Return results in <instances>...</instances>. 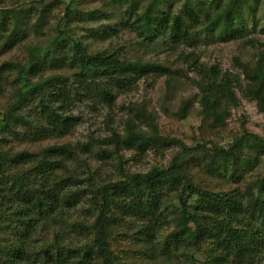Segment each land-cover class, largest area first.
I'll list each match as a JSON object with an SVG mask.
<instances>
[{
	"label": "rangeland",
	"instance_id": "374dc122",
	"mask_svg": "<svg viewBox=\"0 0 264 264\" xmlns=\"http://www.w3.org/2000/svg\"><path fill=\"white\" fill-rule=\"evenodd\" d=\"M185 2L0 0V24L6 30L11 32L17 26L15 11L22 13L18 36L0 52V65L24 63L31 46L41 47L30 65L32 71L19 79L15 66L10 85L0 92V152L11 158L6 161L9 175L21 177L31 186V194L51 202L42 219L24 222L19 211L30 205L29 201L18 191L6 197L0 209V258L14 259L13 264H44V255L55 258L66 246L75 249L92 240L94 235L77 224L94 222L100 203L96 189L108 180H122L120 166L132 174L168 168L180 152L190 150L180 157L178 165L193 181L191 188L201 189L202 195L231 193L244 202L249 186L264 179V146L256 141L258 137L264 142V112L244 75L246 66H254L264 57V0H247L237 6L229 0H191L184 11ZM150 5H154L155 14L169 15L165 24H157L155 38L145 34L143 24V13ZM179 14L184 21L178 27L175 20ZM3 32L0 27V35ZM75 43L95 56L151 61L158 69L144 76L124 74L123 86L108 77L95 79L90 68H82ZM212 66L229 74L237 98L227 105L225 119L217 124L203 112L198 87ZM52 76L57 78L46 81ZM22 86L26 99L7 122V109L18 100L17 88ZM51 98L56 107L65 102L68 114L75 117L76 125L66 135H50L40 118V102ZM132 103H145L151 124L143 120L136 123L147 138L157 137V142L146 143L142 149L112 140L114 132L126 135L125 121L135 115ZM237 142L240 147L233 149L232 157H223L219 150H231ZM64 145L69 148L51 149ZM12 178L0 177V184H15L17 188ZM178 181L183 185L182 179ZM177 193H167L161 203L171 209L180 206ZM188 199L198 197L190 193ZM119 214L117 218H122ZM134 220L127 216L123 224ZM244 222L242 227L261 226L258 220ZM115 230L118 235L113 244L121 264H167L157 252V244L146 253L143 243L141 249L132 246L138 242L135 233L126 234L123 227ZM19 248L22 255L17 253ZM177 256V264L206 261L201 252L196 259L182 252ZM94 258L95 254L90 264H100ZM227 264L238 263L231 259Z\"/></svg>",
	"mask_w": 264,
	"mask_h": 264
},
{
	"label": "trees",
	"instance_id": "16d2710c",
	"mask_svg": "<svg viewBox=\"0 0 264 264\" xmlns=\"http://www.w3.org/2000/svg\"><path fill=\"white\" fill-rule=\"evenodd\" d=\"M242 2H247V0H229L232 6H237ZM190 3L191 0H186L183 10H188ZM153 8L154 5H150L143 13V24L146 26L145 34L155 38L157 24L168 21L169 15L155 14ZM4 13L9 12L5 10ZM15 14L17 26L11 32L3 28V24H0L4 31L0 35V40L4 39V41H0V52L8 49L18 36V25L22 13L15 11ZM183 19L184 16L180 14L177 16L175 23L178 27L184 21ZM232 19L229 18L230 21ZM7 31L9 32L7 33ZM40 49L41 47L38 45L31 46L24 63L7 61L0 65V92L10 85L9 77L15 71V66L19 69V79H24L25 75L32 71L33 68L30 65L35 61L36 53ZM75 50L76 55H79L82 68H90L93 78L108 77L114 84L120 86L124 85L122 81L124 79H121L124 74L133 73L144 76L156 73L158 69L157 63L151 61L112 60L110 57L95 56L90 54L81 43H75ZM244 75L250 82L249 91L257 100L259 108L264 112V57H260L254 66H246ZM56 78L52 76L46 81ZM198 87L202 94L201 107L205 115L213 117L214 124L223 121L227 115V105L237 100L229 74L212 66L204 72ZM17 95L18 100L9 105L5 114L7 122H10L14 116L16 107L26 99L24 86L17 88ZM55 102L54 98L49 101L42 100L37 109H40V118L49 127V134L63 136L74 128L76 120L74 116L68 114V110L64 107L65 102L60 103L59 107H56ZM130 108L135 115L128 117L125 121L126 135L121 136L114 132L113 142L117 145L120 143L134 145L139 149H142L146 143L157 142L156 136L152 135L147 138L143 129L136 123L137 120H143L149 125L151 124V114L145 103H132ZM186 115L183 113L182 117L185 118ZM256 141L257 145L264 146V142L258 137ZM239 147L240 142H237L231 150L219 151L227 159V157H232L233 149ZM68 148L69 146L64 145L51 149L56 151ZM186 152H190V150L180 152L168 168H154L146 173H126L121 166L118 167V173L122 175V180H108L96 189V197L100 199V203L97 206L99 212L94 222L91 225L77 224L94 235L92 240L84 242L75 249L66 246V251L58 254L55 258H51L49 254V256L44 255L42 263L55 264L58 261L59 264H90V260L95 254L94 259L100 264H121L120 259L116 256L113 239L118 235L115 229L123 227L126 229V234L135 233L134 235H137L138 242L132 246L141 249L140 244L143 243L147 253L157 244V252L166 259L167 264H177L179 259L177 254L180 252L188 253L193 259H196V255L201 252L206 256L204 264H227L231 259L238 264H264V179L257 180L249 186L247 192L249 195H246L248 198L245 199V202L241 196L238 198L231 193L209 195L207 192L205 194L207 196L202 195L201 189L191 188L193 181L182 174L179 168V159ZM9 159L11 158L6 153L0 152V177L8 179L13 177L12 180H15L18 186L17 188L15 184L7 186L1 182L0 196L3 197V202L0 201V209L6 203V197H9L10 193L18 191L23 199H27L26 201L30 203L20 209V221H39L51 202L49 203L48 198L39 196L37 193L31 194L29 191L31 186L25 184L21 177L11 176L7 173L6 161ZM216 163L217 161L214 162V165ZM180 179L183 180V185L178 181ZM179 185L181 188L178 187ZM256 189L259 192L257 194L255 193ZM189 190L191 194L195 193L198 197L197 200L190 201L188 199ZM172 191L178 192L176 197L180 202V206L173 209L161 203V198ZM8 201H12V198H8ZM118 212L122 218H117ZM165 213L167 215L163 216ZM127 216L135 218V220L131 224H123L124 218ZM245 220L251 222L258 220L261 226L254 227L246 224V227H242ZM115 223L117 224L116 228H114ZM56 237H60L59 232L56 233ZM56 247L57 249L61 248V246ZM131 249L134 250V248ZM18 250L15 252L22 255L23 250L20 248ZM143 250L144 247H142V252ZM8 261L11 264L15 263V260L11 258L9 260L0 258V264H7Z\"/></svg>",
	"mask_w": 264,
	"mask_h": 264
}]
</instances>
